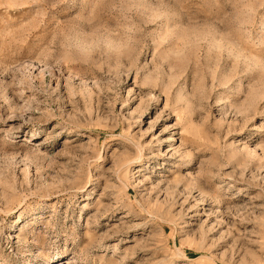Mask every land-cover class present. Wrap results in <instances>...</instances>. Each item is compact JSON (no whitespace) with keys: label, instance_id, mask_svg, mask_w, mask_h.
Returning a JSON list of instances; mask_svg holds the SVG:
<instances>
[{"label":"rangeland","instance_id":"obj_1","mask_svg":"<svg viewBox=\"0 0 264 264\" xmlns=\"http://www.w3.org/2000/svg\"><path fill=\"white\" fill-rule=\"evenodd\" d=\"M0 264H264V0H0Z\"/></svg>","mask_w":264,"mask_h":264}]
</instances>
